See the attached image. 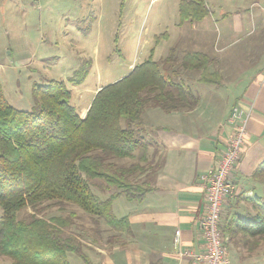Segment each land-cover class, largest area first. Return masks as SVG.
<instances>
[{
	"label": "trees",
	"instance_id": "trees-1",
	"mask_svg": "<svg viewBox=\"0 0 264 264\" xmlns=\"http://www.w3.org/2000/svg\"><path fill=\"white\" fill-rule=\"evenodd\" d=\"M209 13L205 0L179 2L182 24L200 21ZM165 35H157L156 42ZM170 53L164 61H175L174 47ZM152 57L100 88L85 117L71 103L72 90L65 81L34 84L37 103L32 110H21L6 97L0 78V256L10 257L13 264H70L69 254L75 253L87 261L80 238L85 226L77 234L70 233L67 230L76 224L73 215L41 216L47 207H41L45 201L60 206L75 204L90 217L103 219L111 229L126 230V218L112 214L113 200L122 194L142 198L150 189L128 183L132 169L111 160L134 156L141 144L142 115L148 107L172 112L191 110L199 102L193 89L167 78L160 61ZM211 62L206 53L187 51L180 66L200 71L199 81L209 83L220 80V73L209 69ZM87 74L70 82L78 85ZM112 167H116L115 172ZM255 175H264V163ZM95 180L122 191L102 199L93 192L94 186L100 187ZM247 202L254 213L245 218L232 215L222 228L235 244L246 248L251 243L249 252L253 253L264 242V198L254 196ZM28 207L34 213L21 219L19 214Z\"/></svg>",
	"mask_w": 264,
	"mask_h": 264
},
{
	"label": "crops",
	"instance_id": "crops-1",
	"mask_svg": "<svg viewBox=\"0 0 264 264\" xmlns=\"http://www.w3.org/2000/svg\"><path fill=\"white\" fill-rule=\"evenodd\" d=\"M205 2L210 13L192 25L191 44L194 52L212 58L209 69L217 60L216 53L225 52L233 43L234 32H247L250 24H256L259 32L255 39H264V0ZM171 37L169 34L168 38ZM251 42L259 46L255 40ZM251 64L226 62L212 70L220 73V80L209 83L200 82L199 76L192 83L199 102L191 110L165 112L158 107L145 110L139 127L140 147L133 157L123 158L128 161L112 162H122L119 167L132 169L128 183L150 190L142 198L125 194L115 198L112 214L118 219L126 218V230L111 229L103 219H96L95 224L90 222L80 236L88 262L79 256L80 259L69 258L70 264H192L175 250V232L181 231L183 249L196 252L204 249L199 228L207 207L202 176L216 166L234 133L235 126L228 121L234 106L250 114L249 134L232 174L239 195L226 200L221 221L232 215L245 218L254 213L247 199L264 198V175H255L264 163V77L248 72L253 69ZM88 109L82 106L77 111L85 117ZM97 181L101 194L98 196L109 198L110 187ZM226 237L229 243L230 236ZM229 256L232 264H257L252 256H242L240 251L231 250Z\"/></svg>",
	"mask_w": 264,
	"mask_h": 264
},
{
	"label": "rangeland",
	"instance_id": "rangeland-1",
	"mask_svg": "<svg viewBox=\"0 0 264 264\" xmlns=\"http://www.w3.org/2000/svg\"><path fill=\"white\" fill-rule=\"evenodd\" d=\"M193 24L180 23L178 0H0V78L5 95L15 108L32 110L38 97L34 84L65 81L72 90L71 103L79 111L82 106L90 107L98 88L125 77L152 54L154 60L160 61L161 71L167 78L182 81L194 89L192 83L198 79L200 71L180 66L183 55L195 49L191 44ZM255 25L250 24L247 32H234L233 43L225 52L216 53L217 60L210 70L221 68L226 62L242 66L252 62L253 69L248 72L264 77V45H260L264 39H255L259 32ZM183 30L187 32L181 33ZM162 33L166 35L156 42V36ZM172 47L175 61L166 62L164 59L171 55ZM255 49L259 53H252ZM86 71L83 82L78 85L70 82ZM114 163L122 165V162ZM111 170L115 172V167ZM93 183L99 184V181ZM109 190L111 194L119 189L110 187ZM98 191L99 187L94 186L93 192L101 195ZM54 203L43 202L41 207H47L41 216L73 215L76 224L67 230L70 233H79L90 222L97 223L96 218L75 204ZM2 212L0 206V218ZM33 213L28 207L19 217L29 219ZM227 246L229 251H240L242 256H252L255 263L264 264L263 241L252 254L249 252L251 243L245 248L231 240ZM71 257L80 259L75 253H70ZM0 264H13V261L8 256H0Z\"/></svg>",
	"mask_w": 264,
	"mask_h": 264
},
{
	"label": "built area",
	"instance_id": "built-area-1",
	"mask_svg": "<svg viewBox=\"0 0 264 264\" xmlns=\"http://www.w3.org/2000/svg\"><path fill=\"white\" fill-rule=\"evenodd\" d=\"M249 118L250 114L244 109L238 106L232 108L228 121L235 126L234 133L216 166L202 176L207 207L199 221V228L204 239V249L200 252L183 249L181 231L175 232V250L179 255L189 258L192 264H232L221 218L226 200L239 195L232 174L249 134Z\"/></svg>",
	"mask_w": 264,
	"mask_h": 264
}]
</instances>
